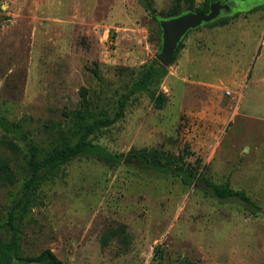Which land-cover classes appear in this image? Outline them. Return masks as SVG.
Listing matches in <instances>:
<instances>
[{"label": "rangeland", "instance_id": "obj_1", "mask_svg": "<svg viewBox=\"0 0 264 264\" xmlns=\"http://www.w3.org/2000/svg\"><path fill=\"white\" fill-rule=\"evenodd\" d=\"M152 1L148 10L139 0H0V114L47 150L76 141L81 122L114 117L142 67L159 62L153 15L169 18L178 4ZM236 3L229 24L184 38L154 95L137 93L92 135L124 154L121 164L82 158L43 183L20 225L24 257L49 249L68 264H264L263 214L136 157H164L264 208V0ZM25 159L0 128V240Z\"/></svg>", "mask_w": 264, "mask_h": 264}, {"label": "trees", "instance_id": "obj_2", "mask_svg": "<svg viewBox=\"0 0 264 264\" xmlns=\"http://www.w3.org/2000/svg\"><path fill=\"white\" fill-rule=\"evenodd\" d=\"M212 0H204L200 7L193 9V0H178L169 18L177 16L185 11L207 13ZM246 1V0H239ZM143 7L148 10L152 8V0H139ZM182 3L188 4L187 9L182 8ZM256 10V9H255ZM236 15H223L221 18L206 25L207 27L224 26L238 17ZM158 22L159 16L153 15ZM183 48V41L180 43L175 58ZM173 60V62H174ZM96 73V72H95ZM167 69L159 62L146 64L137 75V80L131 89L119 100L118 112L111 117L105 115L90 122H81L79 136L74 142H65L56 145L50 150L30 140L29 134L17 122L10 123L0 114V128L24 144L26 149L25 177L22 191L14 202L8 216L7 222L2 226L7 237L0 240V264H68L61 261L51 250L46 249L33 257H24L20 248V225L27 218L28 214L36 207L39 200V190L43 183L53 180L67 164L82 158H93L110 166L119 165L124 159V154H113L106 148L96 143L91 137L101 129L108 128L121 119L126 111L128 101L131 97L140 92L153 93L154 86L160 84L166 76ZM154 95V93H153ZM83 99L86 100L85 93ZM137 159L143 162L142 168L165 175H174L187 186H194L197 183L204 187L201 189L206 195L221 202H236L252 216L264 215V208L252 200L245 191L234 190L229 183L216 184L204 174L195 173L184 166L173 164L164 157H157L155 154H147L145 151L137 154Z\"/></svg>", "mask_w": 264, "mask_h": 264}, {"label": "water", "instance_id": "obj_3", "mask_svg": "<svg viewBox=\"0 0 264 264\" xmlns=\"http://www.w3.org/2000/svg\"><path fill=\"white\" fill-rule=\"evenodd\" d=\"M230 10L231 6L229 4L220 6L212 0L207 13L185 11L171 18H160L158 23L161 29V46L156 59L162 66H170L180 43L191 31L211 24L220 18L222 11L226 13ZM161 102L162 98L158 96L155 103L160 105Z\"/></svg>", "mask_w": 264, "mask_h": 264}, {"label": "flooded vegetation", "instance_id": "obj_4", "mask_svg": "<svg viewBox=\"0 0 264 264\" xmlns=\"http://www.w3.org/2000/svg\"><path fill=\"white\" fill-rule=\"evenodd\" d=\"M215 3H217L218 5H224V4H229L231 6V10L229 12L223 13L222 11V15L220 16V18L223 15H232L234 12L237 11L236 6H237V0H214Z\"/></svg>", "mask_w": 264, "mask_h": 264}]
</instances>
